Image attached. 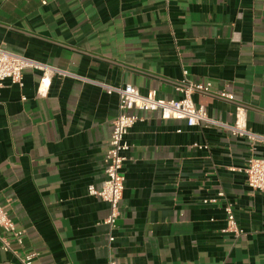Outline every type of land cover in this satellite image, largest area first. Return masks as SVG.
I'll use <instances>...</instances> for the list:
<instances>
[{"label": "crops", "instance_id": "1", "mask_svg": "<svg viewBox=\"0 0 264 264\" xmlns=\"http://www.w3.org/2000/svg\"><path fill=\"white\" fill-rule=\"evenodd\" d=\"M0 45L54 71L45 97L35 69L0 90V202L24 231L22 247L7 237L14 249L34 264H264V193L246 176L264 158V0H0ZM185 79L210 84L193 101L215 124L139 112L111 230L88 193L119 116L109 88L176 100ZM239 106L257 140L233 134ZM227 204L239 237L224 232ZM0 264H19L1 242Z\"/></svg>", "mask_w": 264, "mask_h": 264}, {"label": "built area", "instance_id": "2", "mask_svg": "<svg viewBox=\"0 0 264 264\" xmlns=\"http://www.w3.org/2000/svg\"><path fill=\"white\" fill-rule=\"evenodd\" d=\"M35 69L42 71L43 76L40 80L38 95L45 97L51 85V74L53 70L37 63L27 57L12 54L0 45V90L4 83L9 81L14 85L23 86V77L26 70ZM185 74L186 71H185ZM210 84L201 85L188 82L186 79L177 83L175 90L181 94L180 99L164 100L157 97L156 92H151L147 96H142L139 90L131 85L121 88H109V95L116 94L119 98V116L113 124V131L109 141V148L105 155V180L101 189L94 186L88 187L89 195L101 199L110 207V214L106 220L113 230L120 217V203L125 191L124 165L127 161L126 154L130 150L127 137L132 128L141 120L139 112L152 111L160 112L163 120L184 121L188 127L213 125L215 122L210 119L206 109L199 107L193 101L196 93H207ZM225 99H232L231 95H221ZM131 112V113H129ZM247 114L244 107L239 106L236 110V120L232 128L233 134L237 137H254L247 131ZM257 140V139H256ZM264 142V139H263ZM248 185L254 191L264 193V158H253L249 160L246 169ZM223 192L218 193L217 197L206 200L204 203L216 204L220 199H224ZM227 217V227L225 233H233L236 237L243 234L239 228L231 205L225 206ZM0 242L1 249L17 257L19 264H34L37 253L22 255L14 249L7 237H11L18 246H23L24 231L17 228L10 216L9 210L0 202ZM114 237L110 236L109 242H113ZM109 264H117L110 262Z\"/></svg>", "mask_w": 264, "mask_h": 264}]
</instances>
